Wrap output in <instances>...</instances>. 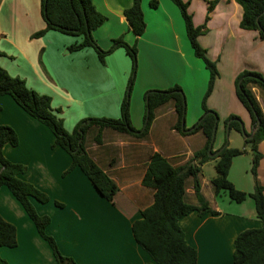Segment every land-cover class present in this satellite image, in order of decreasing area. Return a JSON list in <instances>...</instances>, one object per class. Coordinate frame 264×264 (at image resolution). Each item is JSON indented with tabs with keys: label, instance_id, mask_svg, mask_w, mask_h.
Wrapping results in <instances>:
<instances>
[{
	"label": "crops",
	"instance_id": "1",
	"mask_svg": "<svg viewBox=\"0 0 264 264\" xmlns=\"http://www.w3.org/2000/svg\"><path fill=\"white\" fill-rule=\"evenodd\" d=\"M106 17L105 23L93 32L101 49L108 51L115 40L123 38L138 48V71L134 87L137 98L130 107L132 126L140 131L145 126V98L149 91H166L180 86L186 96L185 127L192 129L203 115L202 100L208 88L210 73L197 58L187 37L181 11L171 0H143L146 31L137 37L124 16L133 0H92ZM195 26L206 25L199 37L200 45L219 71L214 90L207 100L209 109L219 115L213 152L224 147L243 149L244 137L231 131L226 121L238 116L247 132L252 119L238 99L235 82L244 71L264 76V40L257 31L241 29L242 8L235 0H220L206 22L209 2L183 0ZM42 0H0V66L11 76L26 81L27 86L52 98V107L64 120L68 132L83 119L121 118L132 71V60L123 48L106 57L102 64L94 49L72 52L70 47L81 37L49 31L40 38L32 36L45 29ZM133 87V89H134ZM264 115V91L253 88ZM0 124L15 130L19 145L9 144L3 154L9 161L27 167L20 179L34 185L50 197L48 203L32 199L37 212L51 218L47 234L57 242L63 255L77 264H148L151 257L135 241L132 227L142 219V211L154 203L155 190L144 186L143 179L150 158L159 153L174 167L189 162L206 143L199 132L182 135L176 129L174 102L156 110V118L148 137L137 140L107 129L103 144L97 145V134L91 130L86 148L97 165L116 183L118 192L112 202L102 197L87 176L79 169L69 170L71 156L62 148H54L51 129L25 112L9 95H0ZM238 145H234V143ZM249 150V148H247ZM264 155V140L259 144ZM205 163L200 175L201 191L218 215L200 216L191 212L180 221L189 245L198 252L197 264H234V242L249 229L263 226L253 199L232 201L226 192L215 195L207 177ZM213 164V165H215ZM250 152L235 157L229 180L242 192L252 193L255 181L251 172ZM258 179L264 186V158L258 167ZM187 201L197 205L193 181H187ZM59 202L64 207H58ZM0 215L17 229V247L0 246V257L8 264H57L49 244L34 223L5 187L0 190Z\"/></svg>",
	"mask_w": 264,
	"mask_h": 264
},
{
	"label": "trees",
	"instance_id": "2",
	"mask_svg": "<svg viewBox=\"0 0 264 264\" xmlns=\"http://www.w3.org/2000/svg\"><path fill=\"white\" fill-rule=\"evenodd\" d=\"M171 1L181 11L187 37L195 56L204 62L210 73L208 88L202 100L203 115L192 129L187 130L185 127L186 131H182V121L186 117L187 106L185 93L178 85L166 91L147 92L145 126L140 131L132 126L130 90L138 70V48L135 45L130 46L123 38H120L114 41L110 50L101 49L93 37V32L105 23L106 17L96 9L92 0H42V17L46 27L34 34L32 38H40L49 31L81 37V42L71 46L70 50L77 52L89 48L94 49L102 64L105 63L106 57L116 49H125L132 60L133 73L136 74L130 77L128 84L130 90L127 91L122 103L121 118L84 119L70 133L65 128L64 120L58 116L59 111L53 109L50 96L39 94L30 89L25 80L11 76L1 66L0 95L11 96L25 112L49 127L55 136L53 147H60L71 156L72 164L66 174L79 168L99 194L110 202L117 194L118 187L90 156L86 148V140L90 131L93 129L97 131L94 138L97 145L103 144V131L107 129L130 135L137 140H144L150 133L156 118V110L169 102H174L177 115L175 129L185 136L201 132L206 143L203 149L196 152L189 162L179 167H174L159 153L151 156L143 184L155 190L154 203L142 211L141 220L134 222L132 232L135 241L151 257L152 262L148 264H197L198 252L188 244L180 221L194 211H197L200 216L207 213L219 214L210 207L209 202L202 194L200 181L202 166L216 160L217 175L211 180L215 195L226 192L229 198L236 203H242L248 198L253 199L257 216L263 224L259 229H249L237 236L234 242L233 262L234 264H264V186L258 179V167L264 158V155L259 151V144L264 140V115L252 91L253 88L264 91V76L259 72L244 71L235 82L237 97L251 116L252 129L257 127L259 121L261 126L256 130L252 139H247L246 137L250 136L252 131H246V134H243L242 120L238 116L229 117L226 126H229L230 132L236 131L244 137L245 148H231L226 140L222 152L210 157L209 146L214 130L219 124V115L208 108L207 100L214 90L219 71L216 63L208 58L207 51L199 43V37L207 32L206 25L195 26L193 17L189 13L188 2ZM219 1L209 2L206 22L210 20V14ZM235 1L243 10L241 29L257 31L260 38L264 40V0ZM142 2L143 0H133L132 6L124 11L129 27L137 37H141L146 31ZM151 7L157 8L158 2L152 1ZM1 111L2 107L0 106V113ZM7 144L13 147L18 146L19 137L13 128L0 124V190L3 187L7 188L21 204L34 223L40 237L49 244L57 264H77L73 258L63 255L55 239L47 234L51 218L47 215H40L33 205L32 199L45 204L50 201V197L34 185L20 179L19 176L26 173L27 167L5 158L3 148ZM247 148L250 149L252 156L251 172L255 181L252 193L237 190L228 178L233 159L246 153ZM212 153L215 152L212 150ZM190 179L193 181L197 205L187 201V181ZM55 204L58 207H64L59 202ZM17 244L16 227L0 215V246L15 248ZM0 264H7V262L0 257Z\"/></svg>",
	"mask_w": 264,
	"mask_h": 264
},
{
	"label": "rangeland",
	"instance_id": "3",
	"mask_svg": "<svg viewBox=\"0 0 264 264\" xmlns=\"http://www.w3.org/2000/svg\"><path fill=\"white\" fill-rule=\"evenodd\" d=\"M139 65V62L137 63V66ZM138 71V70H137ZM134 74H136V73H133V64H132V71H131V76L132 75H134ZM130 76V77H131ZM135 83V82H134ZM133 87H134V84H133ZM133 87H132V89L130 90L129 89V87H128V90H130V106L131 105H133L134 104V102L136 101V98H137V91H136V88H137V86L136 87H134V89H133ZM127 90V91H128ZM35 91V90H34ZM37 92V91H36ZM37 93H39V92H37ZM39 94H41V93H39ZM42 95H46V94H42ZM145 102V106H146V101H144ZM131 108V107H130ZM130 117H131V111H130ZM84 120V119H83ZM228 140H229V138H228ZM234 145L236 146V145H238L236 142L234 143ZM245 148V147H244ZM247 152H250V149L249 150H247ZM212 165H207V167H206V169H205V175L207 176V177H209V176H212V175H214L215 177H216V175H217V173H216V169H215V165H213V164H215V163H211ZM5 260V259H4ZM6 261V260H5ZM7 262V261H6ZM7 264H8V262H7Z\"/></svg>",
	"mask_w": 264,
	"mask_h": 264
},
{
	"label": "water",
	"instance_id": "4",
	"mask_svg": "<svg viewBox=\"0 0 264 264\" xmlns=\"http://www.w3.org/2000/svg\"><path fill=\"white\" fill-rule=\"evenodd\" d=\"M258 21H259V20H258ZM260 126H261V122L259 121L257 127L254 128V129L252 130L251 135H250V136H247L246 138H247V139H252L253 136H254V134H255V132H256V130H257ZM182 131H183V132L186 131V129H185V119H183V121H182ZM242 131H243V134H246V130H245L244 125H242ZM229 132H230V131H229V126H227V135H229ZM216 133H217V128L214 130V135H213V137H212V141H211V144H210V146H209V156H210V157H214V156H216V155H219V154L222 152V150L224 149V147H223V148H221L219 151H217V152H215V153H212V149H213V145H214V142H215Z\"/></svg>",
	"mask_w": 264,
	"mask_h": 264
}]
</instances>
